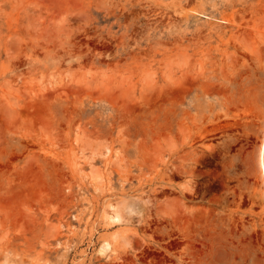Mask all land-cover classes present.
<instances>
[{
    "label": "rangeland",
    "instance_id": "obj_1",
    "mask_svg": "<svg viewBox=\"0 0 264 264\" xmlns=\"http://www.w3.org/2000/svg\"><path fill=\"white\" fill-rule=\"evenodd\" d=\"M263 135L264 0H0V264H264Z\"/></svg>",
    "mask_w": 264,
    "mask_h": 264
},
{
    "label": "bare ground",
    "instance_id": "obj_2",
    "mask_svg": "<svg viewBox=\"0 0 264 264\" xmlns=\"http://www.w3.org/2000/svg\"><path fill=\"white\" fill-rule=\"evenodd\" d=\"M259 163H260V171H261V178H262V193L264 195V135H263L262 142H261V146H260V159H259ZM118 206H116V205H114L112 203L109 204V207L111 208V211L108 214V220H109L110 225H112V224H119L123 220V212L124 211L122 209H120ZM127 207H128V205H127ZM118 238H119V233H113L111 240L105 239L103 241V245L101 246L100 252L101 253H106L110 249V247L112 246V243L115 240H117Z\"/></svg>",
    "mask_w": 264,
    "mask_h": 264
}]
</instances>
